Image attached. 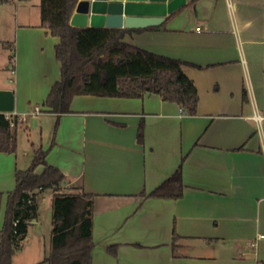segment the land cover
<instances>
[{"label": "crops", "instance_id": "0c3cea01", "mask_svg": "<svg viewBox=\"0 0 264 264\" xmlns=\"http://www.w3.org/2000/svg\"><path fill=\"white\" fill-rule=\"evenodd\" d=\"M26 2L0 0V46L13 39L15 77L0 89L12 91L4 113L17 117L16 150L0 152V229L15 170L41 147L65 177L59 189L94 195L91 264H264V120L252 118L264 116V0H185L124 36L182 62L194 115L150 92L79 94L69 112L47 111L59 38ZM179 165L182 195L150 196Z\"/></svg>", "mask_w": 264, "mask_h": 264}, {"label": "trees", "instance_id": "16d2710c", "mask_svg": "<svg viewBox=\"0 0 264 264\" xmlns=\"http://www.w3.org/2000/svg\"><path fill=\"white\" fill-rule=\"evenodd\" d=\"M77 0H39L40 23L59 38L55 56L60 78L42 102L47 111H70L73 96L141 97L155 93L175 102L188 115L197 112L198 94L193 81L176 58L153 53L123 40L135 31L126 27H78L69 23ZM244 95V94H243ZM17 117L0 112V152L17 147ZM141 138V130L138 131ZM15 186L6 195L0 229V264H11L12 256L26 237L31 220L38 215V196L54 189L51 200V241L43 258L32 264H91L93 193L80 188L58 190L63 173L46 161V150L33 149L30 165L16 169ZM183 183L181 165L150 191L154 197L179 198ZM0 192V201H1ZM173 245L178 238L172 234Z\"/></svg>", "mask_w": 264, "mask_h": 264}, {"label": "water", "instance_id": "95a60500", "mask_svg": "<svg viewBox=\"0 0 264 264\" xmlns=\"http://www.w3.org/2000/svg\"><path fill=\"white\" fill-rule=\"evenodd\" d=\"M184 2L185 0H77L69 23L78 27L133 28L155 25ZM12 110V91L0 89V112Z\"/></svg>", "mask_w": 264, "mask_h": 264}, {"label": "rangeland", "instance_id": "374dc122", "mask_svg": "<svg viewBox=\"0 0 264 264\" xmlns=\"http://www.w3.org/2000/svg\"><path fill=\"white\" fill-rule=\"evenodd\" d=\"M20 2H26L27 7L31 9H37L39 12L38 3L39 0H19ZM10 39L9 43L4 46H0V53L4 52V62L7 68L0 73V78H3L6 82L12 83L14 76L10 73L11 64L9 62V55H12L14 48ZM3 55V54H2ZM1 56V54H0ZM2 59L0 58V62ZM21 127V126H20ZM18 133L22 134V130L18 129ZM25 141V135H21V141ZM62 190L63 189H59ZM50 191L54 189H44L39 193L38 201V221L35 225L29 224L26 237L21 243V246L16 250L12 256L11 264H32L40 261L47 252L51 241V200L52 194ZM34 221V220H33Z\"/></svg>", "mask_w": 264, "mask_h": 264}, {"label": "built area", "instance_id": "2783aa9c", "mask_svg": "<svg viewBox=\"0 0 264 264\" xmlns=\"http://www.w3.org/2000/svg\"><path fill=\"white\" fill-rule=\"evenodd\" d=\"M13 72H14L13 69H11V73H13ZM36 109H37V108H36ZM6 116H8L7 113H6ZM252 118H253L258 124H260L261 121L264 120V116L261 115V114H259V113H254V114L252 115Z\"/></svg>", "mask_w": 264, "mask_h": 264}]
</instances>
